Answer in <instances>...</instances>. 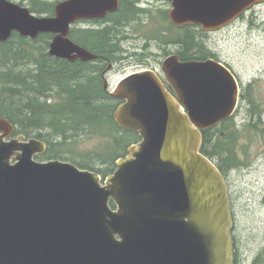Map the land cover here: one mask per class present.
Returning a JSON list of instances; mask_svg holds the SVG:
<instances>
[{
	"label": "water",
	"instance_id": "water-1",
	"mask_svg": "<svg viewBox=\"0 0 264 264\" xmlns=\"http://www.w3.org/2000/svg\"><path fill=\"white\" fill-rule=\"evenodd\" d=\"M165 1L172 24L206 32L264 3ZM118 9L119 0H66L53 17H37L0 0V43L13 32L31 40L51 34V57L90 62L95 56L70 39L71 26ZM161 66L174 96L152 70L128 75L110 92L122 101L114 122L140 141L103 184L74 164L36 162L45 144L12 139L14 127L0 119V264H235L227 183L201 154V131L234 115L237 81L213 59L182 62L174 54Z\"/></svg>",
	"mask_w": 264,
	"mask_h": 264
},
{
	"label": "rangeland",
	"instance_id": "rangeland-1",
	"mask_svg": "<svg viewBox=\"0 0 264 264\" xmlns=\"http://www.w3.org/2000/svg\"><path fill=\"white\" fill-rule=\"evenodd\" d=\"M21 4L29 10L34 6L41 9L66 0H9ZM130 8L137 11L134 17L122 18L124 25L102 21H79L71 27L70 32L109 30V37L117 47L113 57L112 71L106 75L108 90L112 91L117 83L129 74L142 70H153L161 78V63L178 51L176 38H181L185 30L175 29L167 19L172 7L170 2L162 0H124ZM53 14H37L51 16ZM127 19V20H126ZM114 21V19L112 20ZM189 35L200 45L204 55L215 56L220 62L227 64L236 75L240 87V101L232 118L236 141L233 142L232 154L236 157V167L229 168L224 174L228 185V193L234 216V248L235 264L264 263V3L247 12L241 21L232 23L220 32L205 34L199 28L189 27ZM27 39V38H26ZM37 40V39H36ZM29 45L25 49L30 64L15 67L22 74L32 70L34 59L40 54L37 47L45 48L41 41L27 39ZM51 40H49L50 42ZM18 39H13L16 46ZM48 47V46H47ZM46 47V48H47ZM48 52V48H47ZM40 58V57H39ZM107 63L104 64L103 68ZM96 64L92 63V66ZM93 70V69H91ZM52 103L58 99V90L48 92ZM53 100V101H52ZM114 129V128H112ZM220 130V129H219ZM51 130H36L33 135L47 138ZM122 133H113L100 128L95 132L77 130L69 132L66 139L50 137L46 139L61 150L57 154L60 160L79 164L83 168H91L102 176H109L115 170V162L109 160L115 154L114 137ZM225 135V131L223 132ZM221 135V133H220ZM219 136V135H217ZM33 137V136H30ZM232 146V145H231ZM126 150V149H125ZM126 152H117L118 157ZM109 158V159H108ZM218 164V160H213ZM46 162V161H45ZM227 169V166H226Z\"/></svg>",
	"mask_w": 264,
	"mask_h": 264
},
{
	"label": "trees",
	"instance_id": "trees-1",
	"mask_svg": "<svg viewBox=\"0 0 264 264\" xmlns=\"http://www.w3.org/2000/svg\"><path fill=\"white\" fill-rule=\"evenodd\" d=\"M120 11L112 16H108L105 22L124 25L122 18H129L136 15L135 10L130 8L124 0H120ZM30 12L37 14H50L53 12L52 6H43L41 9L32 7ZM54 13V12H53ZM114 19V21H112ZM127 20V19H126ZM91 30L70 32L71 39L78 45L93 53L99 60L112 61L111 54L117 52V46L109 37V30ZM185 30L181 38H176L173 44H178L176 52L181 61L204 60L206 56L200 50V45L194 41V37L189 35V27L175 28ZM18 39L16 46H12L13 39ZM52 36L48 34L40 35L35 41H41L45 48L37 47L40 58L34 59L32 70L27 74H22L15 67L20 64L29 65L28 56L32 55L26 48L29 45L26 38L19 37L16 33L10 37L7 43H0V119L5 118L16 127L17 134L33 136L47 143L48 150L46 159H59L57 154L61 150H54V146L49 139L51 136L57 139H66V135L72 131L90 130L95 132L100 128L108 129L116 135L122 133L113 140L116 148L114 155L109 160L115 161L120 158L117 152H127L125 149L132 143H136L139 138L134 132H124L118 128L113 120V112L118 106V101L109 97L101 91L99 76L89 71L92 68L88 63H71L60 59H53L48 55L47 46ZM33 42V41H31ZM53 89L58 90V99L52 98ZM232 119L225 120L222 124L213 129L202 131L203 142L201 153L211 160H218L217 167L223 174L229 168L236 167V157L232 154L233 142L236 141L235 130ZM114 128V129H112ZM51 130L47 138L41 135H33L36 130ZM220 129V130H219ZM225 131V135L223 132ZM221 133V135H220ZM219 135V136H217ZM232 145V146H231ZM57 153H55L54 151ZM61 151V152H60ZM126 154V153H125ZM76 164V163H72ZM79 168V164H76ZM227 166V169H226ZM93 171L91 168H86ZM100 174L98 171H93ZM113 206V204L111 203Z\"/></svg>",
	"mask_w": 264,
	"mask_h": 264
},
{
	"label": "flooded vegetation",
	"instance_id": "flooded-vegetation-1",
	"mask_svg": "<svg viewBox=\"0 0 264 264\" xmlns=\"http://www.w3.org/2000/svg\"><path fill=\"white\" fill-rule=\"evenodd\" d=\"M252 10L253 9H251L249 12H252ZM246 14H247V12L245 13V14H243V16L241 17V18H239L238 20H236V21H234V22H238L239 20H243L245 17H246ZM233 22V23H234ZM232 25V24H231ZM231 25H229V26H231ZM228 26H226V27H224V28H222V29H220V30H224V29H226ZM200 29V28H199ZM201 31L203 32V33H205V34H209V33H216V32H220V31H216V32H206V31H203L202 29H201ZM210 58H216L215 56H209V58L208 59H210ZM217 59V58H216ZM75 62H77V63H81L80 61H75ZM88 64H90V65H92V63H94V64H96L95 66H92V69L93 70H89V71H92V72H94V70H95V72H96V74L99 76V81H100V83L102 84L101 85V91L102 92H104V95L105 94H107V95H109V93L105 90V80H106V75L108 74V73H110L113 69H112V64L108 61V60H104V61H101V60H99V59H97V60H95V61H92V62H87ZM105 63H107L106 65H105V67L103 68V66H104V64ZM230 68V67H229ZM231 70V69H230ZM232 71V70H231ZM107 87H108V84H107ZM39 158H40V156H39Z\"/></svg>",
	"mask_w": 264,
	"mask_h": 264
}]
</instances>
